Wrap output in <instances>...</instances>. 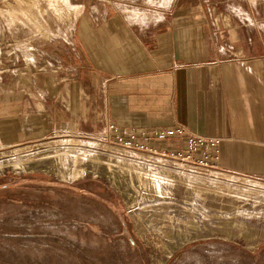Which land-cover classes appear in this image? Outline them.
Segmentation results:
<instances>
[{
	"label": "rangeland",
	"instance_id": "374dc122",
	"mask_svg": "<svg viewBox=\"0 0 264 264\" xmlns=\"http://www.w3.org/2000/svg\"><path fill=\"white\" fill-rule=\"evenodd\" d=\"M258 4L0 0V264H264L263 182L220 173L188 178L164 157L148 156L157 166L116 157L94 144L106 115L103 128L88 132L14 135L40 104L59 111L78 95L80 107L86 96L94 111L109 106L108 84L119 78L100 70L87 32L104 23L161 31L184 17L226 32L246 14H261ZM78 153L96 162L77 160ZM134 167L154 177L144 180Z\"/></svg>",
	"mask_w": 264,
	"mask_h": 264
},
{
	"label": "crops",
	"instance_id": "0c3cea01",
	"mask_svg": "<svg viewBox=\"0 0 264 264\" xmlns=\"http://www.w3.org/2000/svg\"><path fill=\"white\" fill-rule=\"evenodd\" d=\"M256 2L264 7V0ZM260 12L233 21L226 32L213 31L202 17L173 20L161 31L112 30L104 23L84 38L86 47L97 51L100 70L119 78L108 84L109 106L94 111L86 96L80 107L78 95L59 111L40 104L37 115H23L14 135L24 140L57 129L88 132L97 124L103 128L105 115L119 129L184 127L218 142L214 161L220 173L264 183V8ZM140 141L154 144L145 137ZM168 146L181 148L183 142L171 139Z\"/></svg>",
	"mask_w": 264,
	"mask_h": 264
},
{
	"label": "built area",
	"instance_id": "2783aa9c",
	"mask_svg": "<svg viewBox=\"0 0 264 264\" xmlns=\"http://www.w3.org/2000/svg\"><path fill=\"white\" fill-rule=\"evenodd\" d=\"M141 137L153 139L154 144L143 143ZM93 139L96 147L101 142L103 150L136 164L157 166L150 163L148 156L164 157L173 172L188 178L211 179L214 173H220L214 161L218 142L191 133L184 127L141 132L131 128L119 129L115 124L107 123L104 131ZM171 139L182 141L183 147L173 149L168 146Z\"/></svg>",
	"mask_w": 264,
	"mask_h": 264
},
{
	"label": "bare ground",
	"instance_id": "6f19581e",
	"mask_svg": "<svg viewBox=\"0 0 264 264\" xmlns=\"http://www.w3.org/2000/svg\"><path fill=\"white\" fill-rule=\"evenodd\" d=\"M72 141V140H71ZM71 144V143H70ZM74 145V144H73ZM72 146V145H71ZM74 147L76 148L77 146L76 145H74ZM65 148V147H64ZM75 148H73V149H75ZM78 148V147H77ZM69 149H71V148H69ZM68 150V149H67ZM68 152V151H67ZM76 152V151H75ZM63 155V154H62ZM78 155H82L83 156V158H80V160L81 159H83V160H91V161H95L96 162V158H95V156L94 155H89V157H86L87 156V154H81V153H78V154H76V155H74V158H76L77 160L79 159V157H78ZM90 161V162H91ZM77 163H78V161H76ZM94 162V163H95ZM93 163V162H92ZM121 168V167H120ZM126 169V168H125ZM130 171H134V172H136L138 175H140V177H142L144 180H146L147 179V177H154V175H152L151 173H149V172H147V171H144V170H142V169H140V168H133V169H129ZM145 173H149L150 175H146ZM155 177L156 178H158L156 175H155ZM160 179H165L166 178V180H169V179H171L172 180V178H170V176L169 175H167V176H163V178H161V177H159ZM189 183H188V185H190V186H192V187H194L195 188V190L196 189H199V190H202L203 188L201 187V185H197V184H195V183H190V181H188Z\"/></svg>",
	"mask_w": 264,
	"mask_h": 264
}]
</instances>
